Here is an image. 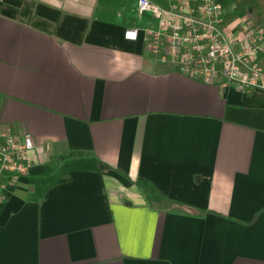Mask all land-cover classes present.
I'll use <instances>...</instances> for the list:
<instances>
[{
    "label": "crops",
    "instance_id": "crops-1",
    "mask_svg": "<svg viewBox=\"0 0 264 264\" xmlns=\"http://www.w3.org/2000/svg\"><path fill=\"white\" fill-rule=\"evenodd\" d=\"M149 28L136 0H0V124L35 145L0 264H264V91L154 61Z\"/></svg>",
    "mask_w": 264,
    "mask_h": 264
},
{
    "label": "built area",
    "instance_id": "built-area-1",
    "mask_svg": "<svg viewBox=\"0 0 264 264\" xmlns=\"http://www.w3.org/2000/svg\"><path fill=\"white\" fill-rule=\"evenodd\" d=\"M226 8L219 0H170L166 8L136 0L137 15L156 22L155 29L143 31L145 51L202 84L233 86L243 93L264 91L262 29L250 19H238L237 35L227 19L232 8ZM125 38L135 41L137 31H127ZM34 148L30 135L0 124V203L14 193L18 180L30 175Z\"/></svg>",
    "mask_w": 264,
    "mask_h": 264
},
{
    "label": "trees",
    "instance_id": "trees-1",
    "mask_svg": "<svg viewBox=\"0 0 264 264\" xmlns=\"http://www.w3.org/2000/svg\"><path fill=\"white\" fill-rule=\"evenodd\" d=\"M222 3L232 8V15H238L247 10L252 13L254 18L260 16L262 23H257L259 24L258 27L262 29L264 38V0H223Z\"/></svg>",
    "mask_w": 264,
    "mask_h": 264
},
{
    "label": "rangeland",
    "instance_id": "rangeland-1",
    "mask_svg": "<svg viewBox=\"0 0 264 264\" xmlns=\"http://www.w3.org/2000/svg\"><path fill=\"white\" fill-rule=\"evenodd\" d=\"M219 1L221 2V1H223V0H219ZM245 11H247V10H245ZM245 11H242V12L244 13ZM248 12H249V11H248ZM249 13H250V12H249ZM253 19H254V18H253ZM254 21H256L255 24H256L257 22H260V24L262 23V19H261L260 16H255ZM257 24H258V23H257ZM257 24H256V25H257ZM258 25H259V24H258ZM258 25H257V26H258Z\"/></svg>",
    "mask_w": 264,
    "mask_h": 264
}]
</instances>
